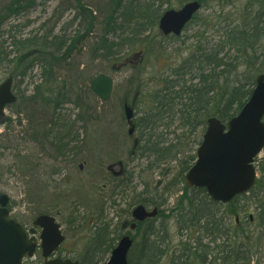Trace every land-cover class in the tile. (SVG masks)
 <instances>
[{"label":"trees","instance_id":"16d2710c","mask_svg":"<svg viewBox=\"0 0 264 264\" xmlns=\"http://www.w3.org/2000/svg\"><path fill=\"white\" fill-rule=\"evenodd\" d=\"M38 1L46 3L49 0H7L0 6V32L8 34L6 39L0 37V69L10 65L13 67L11 75L18 78L28 74L35 65L40 64L41 67V83L34 86L30 96L21 94L18 96V101H23L26 105L29 123L36 121V114L43 110H58L65 103L75 101L72 96L77 93L74 84H77L78 80L76 77H71L70 72L80 74L79 80L88 79L91 82L95 77L91 78L92 73L89 76L86 74L88 67L79 71V65L76 66L72 62L82 50L87 49L92 61L106 60L111 63V61H119L134 46L145 44L144 54H147L152 50L153 42L158 36L161 37L157 42L158 45L162 44L163 39L168 38L161 33L153 34L152 30L157 29L163 12L169 9L162 11V8L165 4H170L171 0H97L96 2L67 0V5L66 0H60L53 15L41 23L36 33L18 35L17 29L20 24L12 23V19L29 11ZM177 1L180 6L190 1H198L201 10L208 4V0ZM71 8L75 9L72 22L62 27V33L55 34L53 25H57L65 12ZM243 10L242 16L230 17L225 24L217 19L212 24L214 32L210 35L211 38L204 35L209 28L197 34L196 51L182 64L172 69V75L162 77L161 86L149 92L150 104L137 122L141 130L153 128L168 116L178 119L182 128L193 131L197 135L198 146L210 117L216 116L226 122L241 110L256 86L257 76L264 73V0H246ZM198 15L199 13L193 20L198 19ZM56 17L57 21H55ZM52 21H54L53 25L49 28ZM73 23L77 28L72 33H67L68 26ZM78 44H81V47ZM127 55L122 60L129 57ZM67 66H71V69H67ZM74 104L81 106L77 102ZM126 104L132 107L135 105L134 102L125 101L124 110ZM143 104H146L145 100ZM7 120L10 121L11 118L8 117ZM21 120L20 118V123ZM79 120L80 117L74 122ZM2 123L3 121H0V124ZM51 124L52 142L46 141L47 132L39 129L36 131L37 128H33L35 130L32 139L43 141V144L46 142L53 146L58 154H63L67 145H64L62 140L66 136L69 137L71 123L64 120L61 123L56 121ZM135 140L136 138L130 148L131 153L140 150L139 146L146 141V135L142 132L137 142ZM157 143L159 144L158 140ZM157 143L149 138L147 145L141 146L143 149L139 151L140 154L145 156L148 155L146 151L156 152ZM195 157L194 155L192 160L186 163L184 171L189 170ZM19 163L23 168L32 167L35 172L29 156H24ZM258 168L263 172V176L257 178L252 189L246 194L236 196L227 204L211 199L205 188L184 186L177 189L182 195L177 198L176 210H173L176 214H172V217L175 218L180 232H190L193 242L185 243L183 253L178 257L169 256V264H240L244 261H252V256L257 254L253 253L254 247L260 245L259 228H264V158L259 161ZM162 173L165 175V172ZM123 177L132 180L127 172L115 176L108 170V173L103 174L100 179L99 186L94 184V189L104 191L106 184L114 185L112 192L109 191L107 195L111 198V194L115 193L117 188L126 189ZM144 186L146 189L151 188L150 183L146 181ZM34 188L35 186L32 191L36 194ZM45 198L47 199V196ZM100 198V200L90 199L93 203L92 208H95L92 213L100 225L96 229H91L94 230L91 235L92 241L87 246L84 256L79 259L81 264L98 262L99 251L105 252L108 247V252L114 247V241L122 236L121 229L117 228L120 224L109 230L111 224L103 222L105 200L103 195ZM152 202L143 197L138 201L147 206L152 205L154 203ZM250 205L255 206L256 215H248L249 220L247 218L246 222L240 223L244 216L247 217L245 213L249 211L247 206ZM121 212H123L119 215L121 225L125 221L130 222L131 210H121ZM163 213L161 209L159 214L162 216V223ZM70 222L74 224L75 218L71 217ZM145 224L139 222L137 225L136 234L142 231V238L139 249L135 246L131 248L128 255L129 264H156L165 251L162 248L166 243L165 236L160 237L159 246L152 248L148 242L149 234ZM253 224L257 227L253 228ZM152 226L154 232L155 223ZM158 230H161L160 227ZM164 231L166 232L165 228ZM111 232L114 234L110 238L111 244L108 245L107 242L108 246L102 248L101 244L109 239Z\"/></svg>","mask_w":264,"mask_h":264},{"label":"rangeland","instance_id":"374dc122","mask_svg":"<svg viewBox=\"0 0 264 264\" xmlns=\"http://www.w3.org/2000/svg\"><path fill=\"white\" fill-rule=\"evenodd\" d=\"M6 1L0 0V6ZM59 1L49 0L46 3L38 1L29 11L13 18L12 23L20 24L17 29L18 35L36 33L41 23L53 15ZM86 1L96 2L97 0ZM245 3L246 0H208V4L199 12V18L191 21L179 37L169 36L163 39L161 45H158V40H161L158 36L153 42L152 50L144 54L140 61L134 56L140 49L146 51V45L134 46L130 52L126 53L129 55L127 58L132 62L129 65H120L126 54L119 61L108 63L106 60L92 61L87 49L82 50L72 60L74 65H79V71L88 67L86 74L89 76L92 73L91 78L99 73H109L114 79V90L107 101H103L93 92L88 79L79 80L80 74L70 72L69 75L78 80V83L74 84L77 93L72 96L75 101L65 103L58 110H43L37 113L36 121L33 123L28 121L26 105L23 101H18L5 110V119L0 124V193L4 192L9 195L11 215L30 226L35 240L40 242V229L33 225V220L41 211H48L56 215L67 237L55 256L80 259L92 241L91 235L94 230L91 229H96L100 225L92 213L95 208H92L93 203L90 199L100 200V196L103 195L105 200L103 222L111 224L109 230L121 225L119 218V215L123 213L121 210L132 211L143 197L154 202L148 205L149 207L157 206L163 209L165 216H169L167 223L169 235L166 237L168 244L165 243L162 248L166 250V245H168L170 256L175 254V251L178 252L177 255H180L183 253V245L193 242V236L189 231L182 233L177 230L172 214H176L173 210H176L175 204L178 196L182 195L177 189L187 186L185 182L187 171H184V168L186 163L196 155L199 146H197V135L193 131L182 128L178 119L175 120L168 116L146 131L141 130L137 122L150 104L149 92L161 86L160 79L172 75L171 70L182 64L196 51L197 34L209 28L204 35L211 38L210 35L214 32L212 24L217 19L225 24L230 17L242 16ZM169 6L175 9L181 7L177 0H171L170 4L163 6L162 11L170 9ZM74 15L75 9H68L59 23L54 26V21H52L49 28L53 25L55 34L62 33V27L72 22ZM76 28L77 25L74 23L69 25L67 33H72ZM152 33L163 35L158 26L156 30H152ZM117 34L119 35L120 32ZM1 36L6 39L8 34L0 32ZM78 46L81 47V44ZM66 68L71 69V66ZM12 71L13 67L10 65L1 68L0 83L12 74ZM41 80L39 64L28 71V74L18 78L14 77L13 89L17 96L19 94L30 96L34 86L41 83ZM144 100L147 105L143 104ZM125 101L135 103V115L130 104L126 106L131 110H124ZM74 102L80 103L82 107L75 105ZM126 112L129 123L126 120ZM8 117L11 118L10 121L7 120ZM78 117L80 120L74 122ZM64 120L71 123V133L69 137L66 136L62 140V143L67 145L63 154H58L54 147L46 142L43 144V141L38 142L32 139L33 130L37 128L36 131L47 132L48 140L46 141L52 142L51 122L61 123ZM130 130L131 135L128 133ZM141 131L146 135V141L141 146L147 145L149 138L156 143L157 140L159 141L156 152L146 151L148 155L143 156L139 152L143 149L141 146L137 153L130 152L134 139L136 138L137 142V138L142 135ZM53 134L57 133L53 132ZM24 156L31 158L35 172L32 167L23 168L19 163ZM263 158L264 149L258 156L256 164ZM111 164H114L111 170L116 173L127 172V175H131L132 180L123 177L126 189L119 187L113 194H111V189H114V185L106 184L104 191L94 189V184L99 186L100 179L103 174L108 173V166ZM162 172H165V175ZM257 174L258 178L263 176V172L259 169ZM182 178H184L183 181ZM145 181L150 183V189L144 186ZM173 184L175 185L172 186ZM33 186L36 188V194L32 191ZM109 191H111V198L107 196ZM113 201L116 203L114 204ZM247 209L249 210L245 213L247 217L244 216L240 223L246 222L247 218L249 220L248 215H256L254 205L247 206ZM71 217L75 218L74 224L70 222ZM156 220V230L151 239L148 238L152 248L159 246L160 237L165 236L166 233L162 224L163 226L167 224L161 222V217ZM120 225L117 228H121ZM254 226L255 224L252 225L253 228ZM132 232H135L134 246L139 249L142 231L138 234L136 231ZM258 233H261L260 245L254 247L253 253L257 254L252 256L251 262L264 264V228H259ZM113 236L111 232L109 239L107 238L103 245L101 244L102 248L107 245V242L108 245L111 244L110 238ZM116 243L117 240L113 244ZM107 248L105 252L99 251V261L95 264H106L109 260L110 253L107 252ZM163 254L160 255L156 264H169V258ZM42 262V251L39 248L33 257L26 259L25 264H42Z\"/></svg>","mask_w":264,"mask_h":264},{"label":"water","instance_id":"95a60500","mask_svg":"<svg viewBox=\"0 0 264 264\" xmlns=\"http://www.w3.org/2000/svg\"><path fill=\"white\" fill-rule=\"evenodd\" d=\"M200 10L198 1H190L177 10H167L160 18L159 28L165 35H180ZM142 55L143 51H140L134 57L139 59ZM13 81L14 77L8 76L0 83V121L4 119L5 109L17 101ZM91 89L102 100H108L113 91L112 77L100 74L92 80ZM263 149L264 75H260L248 102L227 123L217 117L209 118L202 143L197 149V160L186 174L185 181L191 187L205 188L213 200L227 203L252 188L257 177L255 159ZM8 203L9 196L1 194L0 264H23L25 256L34 255L37 244L30 239L29 232L20 222L10 218ZM157 213V208L148 210L143 204L136 206L132 212L139 221ZM34 223L42 227L41 247L43 256L48 258L64 242L65 235L53 215L40 214ZM132 227L135 228L136 224ZM131 245L130 236H124L106 264H128L127 255ZM44 264L80 263L70 258H54Z\"/></svg>","mask_w":264,"mask_h":264},{"label":"flooded vegetation","instance_id":"af4514ba","mask_svg":"<svg viewBox=\"0 0 264 264\" xmlns=\"http://www.w3.org/2000/svg\"><path fill=\"white\" fill-rule=\"evenodd\" d=\"M126 111V110H125ZM134 115H135V108H134ZM135 125V124H134ZM133 125V126H134ZM134 128H135V126H134ZM129 134H132V133H130V131H129ZM110 169V171L112 172V174H116V172L115 171H113V170H111L112 168H109ZM158 217H160V216H157L156 218H153V219H149V220H146L145 221V223H146V228L149 230H147V233L149 234V236L147 235V237L149 238V239H151V237H152V234H154V232L152 231L153 230V226H152V224H154V223H156L157 222V218ZM169 216H163V222L164 223H168L169 222ZM19 222H21L23 225H25L26 227H27V229L31 232V229H30V226H28L27 224H25V223H23L22 221H20V220H18ZM132 224H133V217H132V214L130 215V222H128V221H125L124 223H123V225H121V231H122V235H130L131 237H132V239H134L135 240V232H132ZM33 225H34V222H33ZM35 226V225H34ZM166 229V233H165V241H166V243L168 244V242H167V240H166V237L169 235V232H168V224L167 225H164L163 226V229ZM38 229H41V228H38ZM136 231V230H135ZM31 236L34 238V235H32L31 234ZM121 237V236H120ZM35 239V238H34ZM117 240V239H116ZM119 240V239H118ZM118 240H117V242H118ZM196 242H197V230H196ZM117 244V243H116ZM133 247H134V245H133ZM166 252H164V254H163V256H170V252H169V248H168V245H166ZM175 254L176 253H178L177 251H175L174 252Z\"/></svg>","mask_w":264,"mask_h":264}]
</instances>
